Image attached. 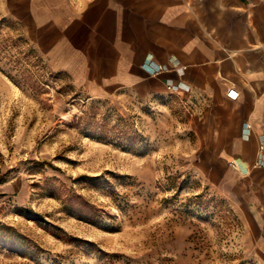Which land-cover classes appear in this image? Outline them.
I'll return each instance as SVG.
<instances>
[{
	"label": "rangeland",
	"instance_id": "rangeland-1",
	"mask_svg": "<svg viewBox=\"0 0 264 264\" xmlns=\"http://www.w3.org/2000/svg\"><path fill=\"white\" fill-rule=\"evenodd\" d=\"M15 3H18L17 1ZM0 0V264H264L178 112L90 98Z\"/></svg>",
	"mask_w": 264,
	"mask_h": 264
},
{
	"label": "crops",
	"instance_id": "crops-1",
	"mask_svg": "<svg viewBox=\"0 0 264 264\" xmlns=\"http://www.w3.org/2000/svg\"><path fill=\"white\" fill-rule=\"evenodd\" d=\"M7 1L90 98L158 105L178 112L179 131H200V160L223 168L212 181L264 263V0Z\"/></svg>",
	"mask_w": 264,
	"mask_h": 264
},
{
	"label": "built area",
	"instance_id": "built-area-1",
	"mask_svg": "<svg viewBox=\"0 0 264 264\" xmlns=\"http://www.w3.org/2000/svg\"><path fill=\"white\" fill-rule=\"evenodd\" d=\"M237 95H238L237 92H235L234 90H229L226 93V97L230 101H235L237 99Z\"/></svg>",
	"mask_w": 264,
	"mask_h": 264
}]
</instances>
